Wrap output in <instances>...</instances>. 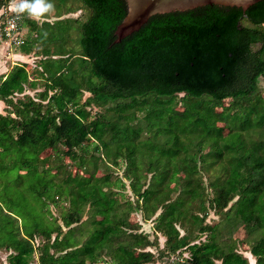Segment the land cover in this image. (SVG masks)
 Here are the masks:
<instances>
[{"label": "trees", "instance_id": "trees-1", "mask_svg": "<svg viewBox=\"0 0 264 264\" xmlns=\"http://www.w3.org/2000/svg\"><path fill=\"white\" fill-rule=\"evenodd\" d=\"M81 2L89 15L73 21L80 24L79 53L60 51L57 59L43 60L42 91L25 94L37 83L24 63L0 76V249L10 251L8 264H32L36 252L37 264H102L106 256L111 264H152L157 257L167 264L173 256L186 264H249L233 238L239 230L246 232L245 252L264 264V97L258 87L264 0L246 10L212 4L157 14L119 43L114 31L126 16V1ZM68 27L56 31L63 35ZM36 38L19 45L23 54ZM83 92L89 96L81 100ZM108 103L115 121L91 118L87 108ZM131 110L145 113L146 133L165 136L161 145L147 138L146 156L135 152L143 129L131 126ZM91 140L108 169L124 161L123 178L96 176L97 160L76 154ZM58 146L75 170L89 164L92 171L43 169L53 163L43 153L57 155ZM212 167L218 172L204 185L200 175ZM125 179L133 202L119 192ZM49 201L67 203L58 218ZM139 201L143 218L159 212L155 230L165 241L156 257L146 249L158 244L129 221ZM209 212L219 220L206 224ZM185 219L196 234L183 226ZM36 238L41 243L35 246Z\"/></svg>", "mask_w": 264, "mask_h": 264}, {"label": "rangeland", "instance_id": "rangeland-1", "mask_svg": "<svg viewBox=\"0 0 264 264\" xmlns=\"http://www.w3.org/2000/svg\"><path fill=\"white\" fill-rule=\"evenodd\" d=\"M6 0H1L0 4H3ZM10 2H13L11 0ZM16 3L19 2V0H15ZM46 3H50L53 5L52 9L48 12L42 13L38 16L30 15L29 12L26 10L22 13V20H21V28L24 36V40L28 41L31 37H34V35H37V38L35 39V42L29 41L27 43L30 44L31 50L29 54H23L21 52L19 46H16L14 44H9L4 38L0 37V70L2 72H7L10 70V68L16 63H24L26 64V69L28 73L30 74L29 80H32L33 78H36V89L35 90H29L26 87L25 94H28L29 96H35L36 93L43 90L45 79L40 78V72H41V63L44 62L43 60L47 59H57L59 56L57 54H61L60 51L69 52L71 54L79 53V46H78V39L80 37L79 34V22H84L86 18L89 15L88 9L82 4L81 0H46ZM14 4V2H13ZM71 20V21H66ZM77 18L78 23H74L73 21ZM46 22V23H45ZM46 24H55L53 26L50 25V27H47ZM68 24H71V27L69 28L68 32H64L63 35H59V32L56 31L57 28L61 27H67ZM53 27V28H51ZM62 37V39H61ZM61 39L60 41L56 42V39ZM46 52V53H45ZM19 55H17V54ZM21 53V54H20ZM47 54V56H45ZM16 56V57H15ZM258 87H259V93L264 97V76L260 77L258 80ZM17 97H20L19 95H16ZM89 94L87 92H83L81 100H84L87 98ZM182 96V94L178 95L176 97V101ZM114 106V104H107L102 107L97 106H90L87 108L89 111L91 118L96 116H103L108 121H115L116 115L113 114V112H110L108 108H111ZM181 106L179 104L176 105V109L180 110ZM214 111H220V108H215ZM144 112H137L134 110L130 111V116L133 118L131 122V126L133 127H141L143 129L140 139L141 144L137 145V148L135 152L137 154L142 153L143 155H148L146 152L150 153V150L147 149L144 146V143L149 144V141L147 138H149L151 135L146 133L145 127H146V121L144 120ZM217 126L221 129L222 135H225L227 132V128L224 123H218ZM110 136V133L105 134V138H108ZM153 137V138H152ZM152 141H154L156 144H163L165 140V136L161 135H152L151 136ZM192 139H195L194 137ZM92 143H88L83 145V147L86 149V152H82L79 149H75L74 151L76 154H84V158L86 160H91L92 158L96 159L97 161V169H96V176L100 177L101 175L105 173H110L112 177H119L123 178V173L125 170V163L123 160H118V165L113 167L110 166V169H108L105 165H108L106 162L102 160V153L101 148L96 150L95 145L97 146V143L94 140H91ZM158 150L161 149L159 146H157ZM58 153L55 155L51 150H47L43 153V156H52L51 161L53 163H49V165L44 166L43 169L50 168L52 173L56 172L57 170H60L59 166L64 165L66 172H71L74 174L77 172L79 175L86 176L87 173L92 171V166L90 167L89 164L85 165L84 169L82 170H75L76 164L74 161L70 159V157L63 153V148L61 146L57 147ZM62 151V152H61ZM103 151V150H102ZM154 151V150H153ZM207 151V149H206ZM204 151V152H206ZM156 152V150H155ZM99 158V159H98ZM139 161H142L143 164H145L146 160L143 157H139ZM141 162V163H142ZM144 167V166H143ZM198 168L202 170V166L198 164ZM218 170V167H212L211 170L208 172L209 174L202 172L200 177L202 180V183L204 185H207L209 180V175L215 173V171ZM218 172V171H217ZM61 173V172H60ZM62 174V173H61ZM58 178H61L58 176ZM150 175H147L146 178L141 180L139 183L141 191L145 188L144 185H146L147 182H149ZM125 187L123 190L119 191L123 195L122 199L129 200L130 202H133L136 200L135 195L131 191L129 187V181L123 180ZM206 193L208 194V197H211V190L206 187ZM176 195L175 193L171 194V199H175ZM29 205L34 210L36 205L33 200L28 198ZM58 200V199H57ZM50 202V201H49ZM143 201H139V204L135 206V209L131 212L129 215V221L133 224H136L138 226L137 232L141 234L148 235L149 239L151 241H154L158 244L156 247L152 246L149 247L148 251H151L154 256H157V251H159L165 241V237L155 230L156 221L155 218L159 212L156 213L151 218L145 219L143 216L147 213H145L143 209ZM50 202L49 209L51 210V214L53 217L58 218L59 213L62 210V206H66V202H60L57 203ZM135 204V203H133ZM194 212V210H193ZM187 219V217H186ZM186 219L184 221H186ZM219 220V216L215 215L213 212H209L205 223L206 224H213ZM183 226L189 229L193 234H196L195 227L190 224V222L186 221L183 222ZM182 228V229H181ZM178 227L180 235H183L184 230L183 227ZM65 230V229H64ZM233 238L238 241L237 249L238 251L243 254V256L247 257L249 260V264H255L254 258L251 257L248 253L245 251L248 250L249 244L246 242V232H243V230H239L238 232L233 234ZM41 238H36V241L33 240L34 245L36 246ZM10 251H7L6 249H0V264H8L7 262V256L9 255ZM37 256L38 253L36 252L33 257L32 264H37ZM185 257V255H182ZM171 259V258H170ZM102 264H111L112 262L110 259H108V256L102 259ZM163 259L162 258H155V261L152 264H162ZM219 264V262L217 263Z\"/></svg>", "mask_w": 264, "mask_h": 264}, {"label": "water", "instance_id": "water-1", "mask_svg": "<svg viewBox=\"0 0 264 264\" xmlns=\"http://www.w3.org/2000/svg\"><path fill=\"white\" fill-rule=\"evenodd\" d=\"M127 13L123 21L116 27L114 43L138 31L149 18L157 14L176 11H187L205 5H218L225 7H239L246 10L259 0H125Z\"/></svg>", "mask_w": 264, "mask_h": 264}, {"label": "built area", "instance_id": "built-area-1", "mask_svg": "<svg viewBox=\"0 0 264 264\" xmlns=\"http://www.w3.org/2000/svg\"><path fill=\"white\" fill-rule=\"evenodd\" d=\"M15 4L9 2L0 9V37L9 44L16 46L24 43V36L21 28L22 13L13 10ZM186 257V256H185ZM167 264H186L181 258L173 256Z\"/></svg>", "mask_w": 264, "mask_h": 264}, {"label": "clouds", "instance_id": "clouds-1", "mask_svg": "<svg viewBox=\"0 0 264 264\" xmlns=\"http://www.w3.org/2000/svg\"><path fill=\"white\" fill-rule=\"evenodd\" d=\"M13 2L15 4L14 11L23 13L27 10L30 15L34 16L48 12L53 7L52 4L46 3V0H19L18 3L13 0Z\"/></svg>", "mask_w": 264, "mask_h": 264}, {"label": "crops", "instance_id": "crops-1", "mask_svg": "<svg viewBox=\"0 0 264 264\" xmlns=\"http://www.w3.org/2000/svg\"><path fill=\"white\" fill-rule=\"evenodd\" d=\"M16 54H17V53H16ZM20 54H21V53H20ZM17 55H19V54H17ZM15 57H16V56H15ZM14 65H16V63H15ZM14 65H13V66H14ZM7 72H8V71H7ZM7 72H2V70H0V76H4V75H6ZM3 108H4V105H3L2 102H0V113L2 112Z\"/></svg>", "mask_w": 264, "mask_h": 264}]
</instances>
